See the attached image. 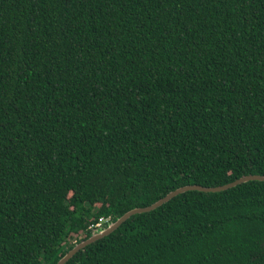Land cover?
I'll return each mask as SVG.
<instances>
[{
    "label": "trees",
    "instance_id": "trees-1",
    "mask_svg": "<svg viewBox=\"0 0 264 264\" xmlns=\"http://www.w3.org/2000/svg\"><path fill=\"white\" fill-rule=\"evenodd\" d=\"M245 175L264 177V0H0V264ZM65 264H264V182L178 194Z\"/></svg>",
    "mask_w": 264,
    "mask_h": 264
},
{
    "label": "water",
    "instance_id": "water-1",
    "mask_svg": "<svg viewBox=\"0 0 264 264\" xmlns=\"http://www.w3.org/2000/svg\"><path fill=\"white\" fill-rule=\"evenodd\" d=\"M247 181L264 182V177L258 176V175H245V176H241V177L235 179L234 181H232L230 183H227V184H224L221 186H217V187H207L206 188V187H200L197 185H186V186L176 188V189L168 192L163 197H161L160 199H158L157 201H155L154 203H152L146 207L133 208V209L125 212L124 214H122L120 217H118L114 221H112V222L109 221L108 223L102 225L100 228L91 230L89 237H87L86 239L81 240L80 242L76 243L62 257H60L56 261L55 264H65L79 250H82L87 245H90L91 243L95 242L96 240L107 236L108 234L113 232L116 228H118V226L122 222H124L126 219H128L130 216H132L134 214L150 212V211L156 209L157 207H159L160 205L166 203L169 199H171L172 197H174L178 194L184 193L186 191L217 193V192L224 191V190H227L229 188L235 187V186L242 184L244 182H247Z\"/></svg>",
    "mask_w": 264,
    "mask_h": 264
},
{
    "label": "built area",
    "instance_id": "built-area-1",
    "mask_svg": "<svg viewBox=\"0 0 264 264\" xmlns=\"http://www.w3.org/2000/svg\"><path fill=\"white\" fill-rule=\"evenodd\" d=\"M108 222H109L108 218H99L98 221L95 224L90 225L88 228L90 230H94V229L100 228L102 225H104V224H106Z\"/></svg>",
    "mask_w": 264,
    "mask_h": 264
}]
</instances>
